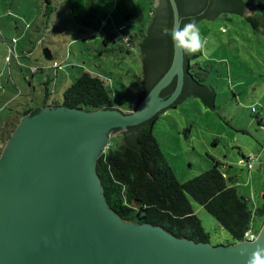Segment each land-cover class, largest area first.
I'll return each mask as SVG.
<instances>
[{
	"label": "water",
	"instance_id": "95a60500",
	"mask_svg": "<svg viewBox=\"0 0 264 264\" xmlns=\"http://www.w3.org/2000/svg\"><path fill=\"white\" fill-rule=\"evenodd\" d=\"M140 48L145 72L134 110L48 105L24 115L0 155V264H247L256 244L213 245L162 226L124 220L108 203L97 160L110 139L140 154L141 131L171 105L212 94L186 75V54L165 29L221 12L252 14L240 0H152ZM264 247V219L257 235ZM241 249H247L245 255Z\"/></svg>",
	"mask_w": 264,
	"mask_h": 264
},
{
	"label": "rangeland",
	"instance_id": "374dc122",
	"mask_svg": "<svg viewBox=\"0 0 264 264\" xmlns=\"http://www.w3.org/2000/svg\"><path fill=\"white\" fill-rule=\"evenodd\" d=\"M49 1L0 0V148L25 110L43 104L46 91L50 105L60 102L64 89L85 69L107 77L122 105L130 104L126 99L138 92L143 78L138 47L127 46L110 31L122 22L128 25L126 32L148 25L151 0ZM250 1L264 21L259 6L264 0ZM197 26L208 40L206 56L195 53L191 60L201 65L202 83L216 90V107L188 96L158 116L153 133L181 182L219 161L220 170L234 177L250 204L260 205L264 166H250L246 157L258 154L264 144V130L250 108L264 103V26L256 28L246 16L232 12L200 19ZM122 139L115 136L109 143ZM261 160L264 163V152ZM192 203L211 234L210 243L226 245L229 233L205 208ZM261 222L255 216L253 227Z\"/></svg>",
	"mask_w": 264,
	"mask_h": 264
},
{
	"label": "trees",
	"instance_id": "16d2710c",
	"mask_svg": "<svg viewBox=\"0 0 264 264\" xmlns=\"http://www.w3.org/2000/svg\"><path fill=\"white\" fill-rule=\"evenodd\" d=\"M47 1L50 3L49 0ZM240 1L254 8L250 0ZM259 6L262 7L261 11L264 13V4L259 3ZM148 12L152 20L143 28H132L126 32L128 25L122 22L115 27L116 29L124 26L122 30L116 31L112 28L110 33L115 39L123 35L121 40L129 47H138L140 52L148 27L155 18L152 0ZM246 19L256 28L259 24L264 26L263 18L255 11L246 16ZM126 36L127 40H125ZM45 54L52 57L51 51L47 48H45ZM194 56L196 55L186 54V75L196 86L210 90L212 107L215 108L217 92L211 84L202 83L204 74L198 71L201 69L200 63L192 62L191 59ZM143 73L138 92L131 100L126 99L130 103L128 105L117 104L107 77L102 73L87 69L64 89L61 101L52 102V105L62 104L65 107L87 110L111 107L125 112L127 111L125 108H130L128 111H132L143 92L141 87L145 80L144 69ZM45 94L48 99L49 91ZM39 110L36 109L34 112ZM251 112L257 115L259 125L264 123L261 112L255 113L252 110ZM158 116L138 136L140 154L135 149L122 145L119 141L115 145L109 143L107 149L98 158L97 172L102 180L104 194L110 206L126 221L151 223L162 226L179 237H187L196 242H210L211 234L206 231L202 220L195 212L193 201L205 208L229 233L231 240L226 245L247 240L246 236L249 234L258 235L262 222L257 228L253 227V222L255 216L260 217L262 221L264 219V200L260 205H251L250 198L237 188L234 177H228L220 170L219 161L203 173L181 182L165 158L153 133V126ZM18 123L19 121L11 128L9 137ZM263 145H261V150ZM2 150L3 148H0V155Z\"/></svg>",
	"mask_w": 264,
	"mask_h": 264
},
{
	"label": "clouds",
	"instance_id": "9594fccd",
	"mask_svg": "<svg viewBox=\"0 0 264 264\" xmlns=\"http://www.w3.org/2000/svg\"><path fill=\"white\" fill-rule=\"evenodd\" d=\"M164 34L169 37L176 49L180 52L188 55L205 53L208 40L201 35L200 29L194 20H190L183 27L174 25L169 29H165ZM246 239L256 244L255 250L248 255L247 264H264V247L257 243L259 237L254 234H249L246 236ZM246 253L247 249H241L242 255Z\"/></svg>",
	"mask_w": 264,
	"mask_h": 264
},
{
	"label": "built area",
	"instance_id": "2783aa9c",
	"mask_svg": "<svg viewBox=\"0 0 264 264\" xmlns=\"http://www.w3.org/2000/svg\"><path fill=\"white\" fill-rule=\"evenodd\" d=\"M122 28H124V26H122V27H119V28H114L116 31H120V30H122ZM114 29H113V31H114ZM128 39V37L126 36L125 37V40H127ZM56 64V63H55ZM251 110L253 111V112H255V113H257V112H261V113H264V104L262 103V104H253L252 106H251ZM260 129L261 130H264V123H262L261 125H260ZM262 152H264V145L262 146V150L258 153V154H256V155H250L249 157H248V161H249V164H250V166H252L254 163H259L260 164V166H264V163H263V161L261 160V155H262Z\"/></svg>",
	"mask_w": 264,
	"mask_h": 264
},
{
	"label": "flooded vegetation",
	"instance_id": "af4514ba",
	"mask_svg": "<svg viewBox=\"0 0 264 264\" xmlns=\"http://www.w3.org/2000/svg\"><path fill=\"white\" fill-rule=\"evenodd\" d=\"M251 6V5H250ZM251 15V14H250ZM249 16V15H248ZM120 37H118V40H120V38L122 39L123 38V35H119ZM48 105H50V103L48 102V99H45L44 100V102H43V104H41L40 106H33V107H30V108H28L27 110H25L23 113H22V115H21V118L24 116V115H26L27 113H32V112H34L36 109H41L42 107H44V106H48ZM175 105H177V104H175ZM174 105V106H175ZM161 114V113H160ZM117 137V136H116ZM119 137V136H118Z\"/></svg>",
	"mask_w": 264,
	"mask_h": 264
}]
</instances>
